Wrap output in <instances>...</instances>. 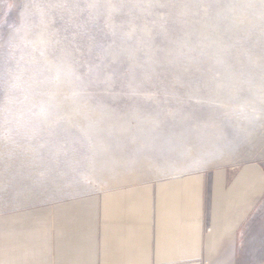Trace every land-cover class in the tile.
Returning <instances> with one entry per match:
<instances>
[{"label": "rangeland", "instance_id": "1", "mask_svg": "<svg viewBox=\"0 0 264 264\" xmlns=\"http://www.w3.org/2000/svg\"><path fill=\"white\" fill-rule=\"evenodd\" d=\"M103 151L264 170V0H0V216L56 176L86 191Z\"/></svg>", "mask_w": 264, "mask_h": 264}, {"label": "crops", "instance_id": "2", "mask_svg": "<svg viewBox=\"0 0 264 264\" xmlns=\"http://www.w3.org/2000/svg\"><path fill=\"white\" fill-rule=\"evenodd\" d=\"M110 154L91 160L86 191L56 176L39 206L0 216V264H264L261 165L135 177V155L99 161Z\"/></svg>", "mask_w": 264, "mask_h": 264}]
</instances>
